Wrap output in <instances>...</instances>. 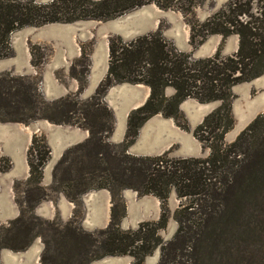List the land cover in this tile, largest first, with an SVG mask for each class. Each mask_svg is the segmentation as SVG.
<instances>
[{
    "label": "trees",
    "instance_id": "1",
    "mask_svg": "<svg viewBox=\"0 0 264 264\" xmlns=\"http://www.w3.org/2000/svg\"><path fill=\"white\" fill-rule=\"evenodd\" d=\"M258 1L260 6L254 10V0H231L201 26H191L192 37L199 42L215 34L237 35L239 49L235 54L222 57L216 53L211 58L191 60L188 55L169 50L159 33L129 43L113 38L109 44L108 75L90 100L79 105L67 97L54 105L58 119L48 120L77 125L87 130L89 137L65 152L55 166L50 189L62 191L72 200L91 189H109L114 196L116 189H133L141 196L159 198L163 213L156 223H143L136 231H122L114 198L106 229L88 233L67 226L60 238L53 239L52 248L46 242L41 264H90L104 257L124 255L134 257L132 264H144L145 257L159 246L162 251L158 264H264V114L233 143H224L233 125L231 88L264 74V0ZM151 3L163 9L180 6L178 0H0V60L10 56V37L22 28L107 21ZM197 28L202 35L195 34ZM25 80L29 78L9 72L0 74L1 122L28 123L44 118L38 115L33 89L24 84ZM120 83L144 84L151 94L143 106L130 114L126 134L130 141L123 144L122 155L118 156L108 146L103 148L99 136L112 131L113 119L102 99L110 87ZM168 86L175 89L169 98L164 96ZM191 97L202 103L222 102L195 130L196 138L210 148L207 158L175 160L168 154L135 157L127 153L147 120L157 114L176 117L179 105ZM19 114L24 118L17 117ZM36 141L34 138L29 149L27 182L35 186L34 195L30 189L24 192L22 214L23 204L32 209L49 197L48 189L40 185L48 152L40 150V159L35 158ZM172 189L190 202L176 211L178 230L163 243L158 233L168 221L166 201ZM22 214L10 223L0 250L18 252L29 247L33 238L29 237L30 229L23 223Z\"/></svg>",
    "mask_w": 264,
    "mask_h": 264
},
{
    "label": "rangeland",
    "instance_id": "2",
    "mask_svg": "<svg viewBox=\"0 0 264 264\" xmlns=\"http://www.w3.org/2000/svg\"><path fill=\"white\" fill-rule=\"evenodd\" d=\"M51 1L35 0L37 3ZM229 1L178 0L179 8L168 9L151 3L112 20L28 26L11 35V54L0 60V74L9 72L12 76L29 78L24 84L33 89L38 115L44 118L28 123L0 121V243L5 240L6 230L11 228L10 223L22 214L20 204L24 201V192L30 189L34 195L35 186L27 183L30 177L29 149L34 138L38 141L33 156L40 159L38 151L48 152L40 185L48 189L49 197L32 209L23 204L25 212L21 217L30 229L29 237L33 239L24 251L1 249L0 264H41L46 242L52 248L53 239L60 238L69 225L68 229L78 232L93 233L106 229L111 221L114 198L118 203L115 207L121 216L119 227L122 231H136L143 223L159 221L163 213L160 199L153 195L141 196L133 189H116L115 196L109 189H91L74 200L62 191L50 189L57 163L69 148L85 142L89 132L77 125L57 124L48 119H58L54 110L57 102L70 97L82 105L95 94L108 75L109 44L113 38L129 43L150 33H159L169 50L188 55L191 60L211 58L216 53L222 57L235 54L239 49L237 35L223 37L215 34L199 42L193 39L191 30L192 24L201 26ZM259 6L260 2L254 0V10ZM55 25L65 28L66 32L49 31ZM140 27L145 29L142 35L139 34ZM198 30L195 34L202 35ZM150 94L151 89L144 84L120 83L109 88L102 100L113 116L112 131L99 136L104 142L103 148L108 146L112 154L122 155L123 144L125 146L130 141L126 138L130 114L143 106ZM173 94V87L165 88V97ZM231 94L233 125L225 134L226 145L233 143L259 115L264 114V74L234 85ZM130 102L132 108L127 110L125 106ZM221 104V101L202 103L192 97L185 99L179 105L176 117L157 114L147 120L127 153L135 157L168 154L175 160L207 158L210 148L196 138L195 130ZM17 117L24 118L20 114ZM77 117L81 118V115ZM148 136H153L159 151L141 154L138 151L140 140ZM217 140L215 138L213 143H218ZM189 202V199L180 198L175 189L170 192L166 201L168 221L158 233L163 243L176 234L178 222L175 213L182 204ZM161 251V247H157L145 257L144 264H158ZM133 262L134 257L124 255L104 257L90 264Z\"/></svg>",
    "mask_w": 264,
    "mask_h": 264
},
{
    "label": "water",
    "instance_id": "3",
    "mask_svg": "<svg viewBox=\"0 0 264 264\" xmlns=\"http://www.w3.org/2000/svg\"><path fill=\"white\" fill-rule=\"evenodd\" d=\"M65 29V28H64ZM63 28H60V27H57L56 25L55 26H52L51 28H50V30L49 31H51V32H55V33H57V32H60V33H63V32H66L65 30H64ZM138 30H139V34L140 35H142V34H144L145 32V29L144 28H142V27H140V28H138ZM137 32V31H136ZM125 108L127 109V110H130L131 108H132V104H131V102L130 103H128L126 106H125ZM149 138H141V140H140V144L139 145H141L140 146V148H138V151L142 154V153H149V152H157V151H159V146L157 145V143L156 142H154V140H153V136H148Z\"/></svg>",
    "mask_w": 264,
    "mask_h": 264
}]
</instances>
